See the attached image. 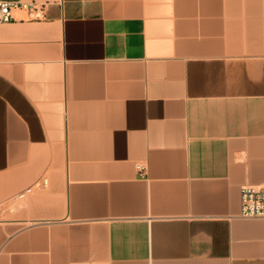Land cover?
Masks as SVG:
<instances>
[{"label": "crops", "instance_id": "obj_1", "mask_svg": "<svg viewBox=\"0 0 264 264\" xmlns=\"http://www.w3.org/2000/svg\"><path fill=\"white\" fill-rule=\"evenodd\" d=\"M0 23V264H264V0H22Z\"/></svg>", "mask_w": 264, "mask_h": 264}, {"label": "built area", "instance_id": "obj_2", "mask_svg": "<svg viewBox=\"0 0 264 264\" xmlns=\"http://www.w3.org/2000/svg\"><path fill=\"white\" fill-rule=\"evenodd\" d=\"M41 3L35 1L26 2L22 0H0V23L8 22L14 18L13 10L22 8L32 17H42L43 7ZM38 183L29 185L22 190L12 194L0 202V220L1 211L7 203L25 198L32 193ZM243 217H264V185H243L241 187V212Z\"/></svg>", "mask_w": 264, "mask_h": 264}]
</instances>
